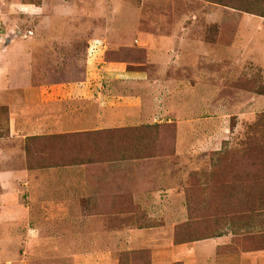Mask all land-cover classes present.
Returning a JSON list of instances; mask_svg holds the SVG:
<instances>
[{
	"label": "rangeland",
	"instance_id": "374dc122",
	"mask_svg": "<svg viewBox=\"0 0 264 264\" xmlns=\"http://www.w3.org/2000/svg\"><path fill=\"white\" fill-rule=\"evenodd\" d=\"M99 1L103 13L79 12L57 35L22 14L13 23V2L41 0H0V48L33 43V85L89 74L103 94L146 99L137 122L26 140L22 165L34 181L0 213V223L25 226L0 224V264H183L169 251L223 235L230 242L216 254L264 249V0ZM92 37L102 40L89 54ZM119 62L148 83L115 78ZM61 106L96 112L85 100ZM7 116L2 102L0 136Z\"/></svg>",
	"mask_w": 264,
	"mask_h": 264
},
{
	"label": "crops",
	"instance_id": "0c3cea01",
	"mask_svg": "<svg viewBox=\"0 0 264 264\" xmlns=\"http://www.w3.org/2000/svg\"><path fill=\"white\" fill-rule=\"evenodd\" d=\"M85 4L82 0H41L37 5L13 2L12 9L15 13L12 19L15 23L17 22L16 18L20 19L19 16L22 14L30 19H37L39 28H47L42 29L41 32L45 30L48 34V31L54 30V34L65 35L67 28L75 26L79 12L87 11V14H93L91 16L104 12L105 6L102 1L98 0L96 6H88L86 9L84 8ZM47 10L50 11L49 15L44 13ZM99 39L102 40L100 37H92L88 42L92 43L94 40H98L100 44ZM146 40L148 41L150 38L147 37ZM152 41L154 43V40ZM24 42L22 41V44L15 42L11 44L10 42L4 48H0V103L6 102L8 109L7 134L0 136V213L7 215L19 206L18 201L17 203L13 202L19 197L20 191L28 188L25 187V184L34 181L31 179V170L22 165L27 157L25 142L28 138L56 132L82 133L89 131L85 126L90 123L97 124L101 128L105 125L110 127L115 122L128 121V119L129 122H137L143 116L145 105V98L138 93L130 96L103 94L100 84L93 82L89 74V77L87 76L84 81L33 85L30 76L25 72L26 61L29 59L25 53H28L34 45ZM31 45L33 46L30 47ZM148 52L152 61L154 58L162 59L163 55L159 53L158 49L154 50L153 46H150ZM113 66L119 70V74L114 75L115 78L148 83L145 80V73L127 71L124 63L120 62ZM72 100L94 102L96 112L93 111V116L91 113L90 118L84 114L78 116L77 112H73V110L63 111L62 102ZM202 104L199 103L200 106ZM89 108L86 106L85 113L89 114ZM111 109L118 110L121 116H115ZM108 110L111 113L108 114ZM63 114L67 116L65 120ZM8 142H14L15 146L9 145ZM0 224H9L12 227L16 224L25 226V223ZM15 234L14 231L7 229L9 240H12ZM30 240L25 239L24 244L28 245ZM229 242L228 235H223L195 241L191 244H182L169 252L173 258L183 261V264H241L242 261L251 264H264V249L241 252V257L235 254H216L218 246L226 245ZM239 258L241 259L239 260Z\"/></svg>",
	"mask_w": 264,
	"mask_h": 264
},
{
	"label": "trees",
	"instance_id": "16d2710c",
	"mask_svg": "<svg viewBox=\"0 0 264 264\" xmlns=\"http://www.w3.org/2000/svg\"><path fill=\"white\" fill-rule=\"evenodd\" d=\"M253 211H254V209H251V207H250L249 209H243V210L237 211L235 214L242 216V215H245L247 212L248 213H253ZM252 232L253 231L251 230V227H250V229L246 227V228L240 229L239 234L247 235V234H251Z\"/></svg>",
	"mask_w": 264,
	"mask_h": 264
},
{
	"label": "built area",
	"instance_id": "2783aa9c",
	"mask_svg": "<svg viewBox=\"0 0 264 264\" xmlns=\"http://www.w3.org/2000/svg\"><path fill=\"white\" fill-rule=\"evenodd\" d=\"M98 40H94L93 43H89V47H88V53L90 54V52H95L97 50L98 47Z\"/></svg>",
	"mask_w": 264,
	"mask_h": 264
}]
</instances>
